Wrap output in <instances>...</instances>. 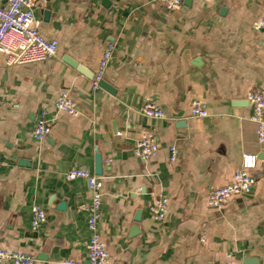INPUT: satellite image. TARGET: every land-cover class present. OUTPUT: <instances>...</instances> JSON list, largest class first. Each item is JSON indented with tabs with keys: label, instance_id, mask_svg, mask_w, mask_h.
Listing matches in <instances>:
<instances>
[{
	"label": "crops",
	"instance_id": "crops-1",
	"mask_svg": "<svg viewBox=\"0 0 264 264\" xmlns=\"http://www.w3.org/2000/svg\"><path fill=\"white\" fill-rule=\"evenodd\" d=\"M37 1L40 31L59 49L12 65L0 53V246L34 255L36 264L86 260L92 193L86 178L66 172L95 173L100 152L99 232L111 264H264V143L247 98L254 89L264 94V0H183L173 10L166 0H50L47 19V0ZM108 43L115 50L102 78L113 93L64 60L95 75ZM62 91L78 112L56 113L49 135L35 139L41 108L52 112ZM195 100L207 116L192 115ZM147 103L166 115H144ZM149 132L160 149L144 160L134 149ZM245 155L257 159L253 191L211 207L210 191L233 179ZM161 195L168 212L157 220L149 205ZM34 203L47 214L38 229Z\"/></svg>",
	"mask_w": 264,
	"mask_h": 264
},
{
	"label": "built area",
	"instance_id": "built-area-1",
	"mask_svg": "<svg viewBox=\"0 0 264 264\" xmlns=\"http://www.w3.org/2000/svg\"><path fill=\"white\" fill-rule=\"evenodd\" d=\"M211 1V0H205ZM168 9H179L183 0H166ZM38 5L37 0H4L0 5V53L5 55L6 63L24 64L48 60L57 55L59 41L56 38H48L40 31V20L35 15ZM260 26L264 27V16L260 20ZM115 50L114 43H108L105 47L100 67L95 74L94 85L98 86L99 79L102 78L105 69L113 58ZM247 98L252 107L250 119L257 125L258 141L264 143V94L258 89L249 91ZM67 112L76 114L77 101L69 91H62L53 105V113L49 106H43L36 119L32 136L41 140L44 139L52 129V124L56 119V113ZM141 111L146 116L164 117L166 112L155 103H147L142 106ZM192 115L204 117L208 115V110L203 102L195 100L192 106ZM160 149L158 137L154 133H147L138 139L135 145V154L144 159H154ZM172 161L178 157V148L170 147ZM256 156L245 155L242 166L237 169L233 179L222 186L215 187L208 195V203L213 208H222L232 196L245 195L253 191L256 185V176L252 169L256 167ZM1 163V157H0ZM68 179L84 177L88 181L92 193L89 208L88 227L91 236L88 242V252L86 260L65 258L59 264H111V254L102 240L99 232V222L102 213V202L104 196V181L101 176L96 175L89 168H71L66 172ZM149 210L157 220H163L168 212V198L161 195L154 199L149 205ZM47 220L44 208L34 203L32 205L31 225L33 229H38ZM36 264L37 258L29 253L10 250L0 246V264ZM221 264H236L233 259L224 261Z\"/></svg>",
	"mask_w": 264,
	"mask_h": 264
},
{
	"label": "water",
	"instance_id": "water-1",
	"mask_svg": "<svg viewBox=\"0 0 264 264\" xmlns=\"http://www.w3.org/2000/svg\"><path fill=\"white\" fill-rule=\"evenodd\" d=\"M45 18H49L51 11H50V0H47V7L45 9ZM64 60L69 63L71 66L75 67L78 69L80 72L85 74L88 77L94 78V73L89 71L84 65H82L79 61L75 60L74 58L70 57L69 55H66ZM98 86L103 87L107 89L110 92H115L114 87L110 85L105 79L101 78L98 81ZM261 158H264V153H261L260 155ZM104 173V159L103 156L100 152L96 153V160H95V174L96 175H103Z\"/></svg>",
	"mask_w": 264,
	"mask_h": 264
}]
</instances>
